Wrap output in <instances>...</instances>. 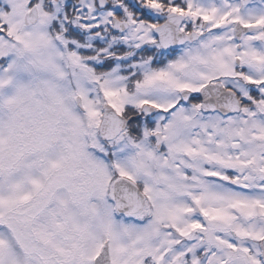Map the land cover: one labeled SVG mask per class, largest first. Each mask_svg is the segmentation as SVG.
Here are the masks:
<instances>
[{
    "label": "snow or ice",
    "instance_id": "snow-or-ice-1",
    "mask_svg": "<svg viewBox=\"0 0 264 264\" xmlns=\"http://www.w3.org/2000/svg\"><path fill=\"white\" fill-rule=\"evenodd\" d=\"M0 264H264V0H0Z\"/></svg>",
    "mask_w": 264,
    "mask_h": 264
}]
</instances>
